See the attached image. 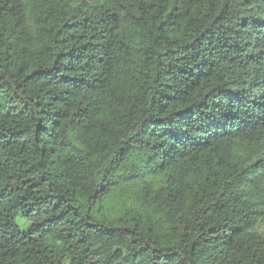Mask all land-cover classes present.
Segmentation results:
<instances>
[{
  "label": "trees",
  "instance_id": "16d2710c",
  "mask_svg": "<svg viewBox=\"0 0 264 264\" xmlns=\"http://www.w3.org/2000/svg\"><path fill=\"white\" fill-rule=\"evenodd\" d=\"M261 223L264 0H0V264H264Z\"/></svg>",
  "mask_w": 264,
  "mask_h": 264
},
{
  "label": "rangeland",
  "instance_id": "374dc122",
  "mask_svg": "<svg viewBox=\"0 0 264 264\" xmlns=\"http://www.w3.org/2000/svg\"><path fill=\"white\" fill-rule=\"evenodd\" d=\"M118 187V185L113 186L108 194L95 204L91 211L92 215L108 221H115L128 211H133L141 215L150 212L148 206L135 201L134 194L128 191H122ZM259 230L264 234V223L260 224Z\"/></svg>",
  "mask_w": 264,
  "mask_h": 264
}]
</instances>
